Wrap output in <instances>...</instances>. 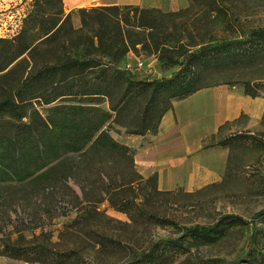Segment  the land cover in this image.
<instances>
[{
    "label": "trees",
    "instance_id": "16d2710c",
    "mask_svg": "<svg viewBox=\"0 0 264 264\" xmlns=\"http://www.w3.org/2000/svg\"><path fill=\"white\" fill-rule=\"evenodd\" d=\"M56 1L60 7L53 9L45 7L50 0H35L21 30L13 37H0V190L9 191L14 202L51 193L79 199L69 184L73 180L85 199L106 192L115 207L136 218L142 215L144 203L138 196H121L117 184L135 189L154 183L156 175L145 178L137 170L131 147L112 130L121 126L126 134L157 132L174 101L210 86L208 76L252 66L264 52V26L251 29L244 38L213 37L197 48H185L179 42L166 46L155 34L159 28L155 14L176 12L134 4L81 7L77 28L73 12L65 13L63 0ZM122 9L132 10L135 18L140 13L136 26L148 33L140 36L126 31L118 19ZM34 32H40L35 40ZM137 44L177 69L170 76L137 78L120 65ZM237 83L251 97L259 96L264 86L248 80L230 84ZM43 105L44 112L39 108ZM218 145L230 144L217 141L204 146ZM262 215L264 208L254 218ZM231 217L229 224L245 222L238 215H225ZM229 224L185 227L178 238L154 242L144 253V262L171 264L192 245L215 244L228 233ZM253 229L244 254L205 257L199 264H242L258 240L256 225ZM71 253L10 242H4L2 249L9 257L44 264ZM256 260L264 264V257Z\"/></svg>",
    "mask_w": 264,
    "mask_h": 264
},
{
    "label": "rangeland",
    "instance_id": "374dc122",
    "mask_svg": "<svg viewBox=\"0 0 264 264\" xmlns=\"http://www.w3.org/2000/svg\"><path fill=\"white\" fill-rule=\"evenodd\" d=\"M84 1V5L70 9L63 0V10L73 12L72 22L77 28L81 26L79 8L109 5L108 0ZM186 1L185 6H181L182 0H146V4L140 5L160 8L163 13L176 12L174 15L155 14L159 21L155 34L166 46L179 42L185 48H197L213 37L244 38L251 29L264 26V0ZM34 2L0 0V34H3L0 37H13L21 30L25 17L34 9ZM45 7L57 9L60 6L56 0H50ZM140 16L139 13L135 18L132 10L122 9L118 19L126 31L144 36L148 31L136 26L141 22ZM39 34L34 32L32 39ZM120 65L130 69L137 78L170 76L178 67H168L157 53L142 44L132 46ZM242 80L264 83V52L252 66L229 73L215 72L206 78L210 86L177 100L176 105L185 113L184 122L191 121L189 131L194 133L205 121L202 116L205 114L198 106L217 105L212 91L244 89L241 83L230 84ZM259 98L264 99V86L259 89V96L249 97L250 102L243 103L251 105V110L242 111L237 118L223 123L218 133L205 138V145L217 141L230 144L223 146L226 157L220 170L211 166L220 159V154L211 148L199 162L191 164L188 178L179 172L178 177L185 184L161 188L154 174V183H143L135 189L117 184L121 196L129 199L138 196L144 203L142 215L136 218L115 207L106 192H97L85 199L73 180L69 184L79 199L70 194L55 196L51 193L14 202L9 191L0 190V264H44L2 254L4 242L25 247L41 244L57 251L72 252L70 257L51 264H136L137 261L149 264L144 262V253L154 242L178 238L185 227L196 224L227 225L233 218H225L227 214L238 215L245 222L229 224L228 233L215 244L190 246L189 251L171 264H199L201 258L212 256L236 258L247 251L254 225L258 240L242 264H256L257 258L264 257V215L254 218V214L264 208V108L260 113L255 112ZM45 107L39 106L42 112ZM124 130L116 126L112 133L120 142L127 143ZM57 191L68 193L69 190Z\"/></svg>",
    "mask_w": 264,
    "mask_h": 264
},
{
    "label": "crops",
    "instance_id": "0c3cea01",
    "mask_svg": "<svg viewBox=\"0 0 264 264\" xmlns=\"http://www.w3.org/2000/svg\"><path fill=\"white\" fill-rule=\"evenodd\" d=\"M182 1L181 6H185L187 1ZM65 2L67 1L65 0ZM146 3V0H108L107 2L109 5H144ZM84 4V0H79L77 3H72L70 0L67 2L70 9ZM200 91L201 89L195 94ZM212 93H223L226 97H231L236 101L231 105H227L225 100L217 105L198 106L205 114L202 115L205 121L200 124L199 129L194 133H191L188 129L191 121L184 122L183 115L185 113L179 109V105H176L177 101H174L173 108L165 113L157 132L143 135L127 134L128 142L126 144L133 149L138 171L145 176L156 175L161 188L170 189L179 184H185V181L178 177L179 172L182 171L188 178L191 164L199 162L202 157L210 152L211 148L215 153L220 154L219 162H212L211 166L221 169L222 163L225 161L226 149L220 145L206 148L204 146L205 138L213 133H218L223 123L237 118L242 111L251 110V105L243 104L249 103V97L251 96L245 94L244 89L222 88L218 91H212ZM191 106L188 105V107ZM263 108L264 99L259 98L255 112L260 113ZM201 166L204 168L205 164Z\"/></svg>",
    "mask_w": 264,
    "mask_h": 264
},
{
    "label": "bare ground",
    "instance_id": "6f19581e",
    "mask_svg": "<svg viewBox=\"0 0 264 264\" xmlns=\"http://www.w3.org/2000/svg\"><path fill=\"white\" fill-rule=\"evenodd\" d=\"M66 1L68 2L69 0H66ZM70 1L72 3H77L79 0H70ZM214 98H215L217 104H221L223 101L226 100V104L231 105L233 102L236 101V99H233L231 97H226L223 93H215Z\"/></svg>",
    "mask_w": 264,
    "mask_h": 264
},
{
    "label": "built area",
    "instance_id": "2783aa9c",
    "mask_svg": "<svg viewBox=\"0 0 264 264\" xmlns=\"http://www.w3.org/2000/svg\"><path fill=\"white\" fill-rule=\"evenodd\" d=\"M18 33V31L16 32V33H14V34H17ZM0 36H3V34H0ZM4 36H8V35H4ZM10 36V35H9Z\"/></svg>",
    "mask_w": 264,
    "mask_h": 264
}]
</instances>
